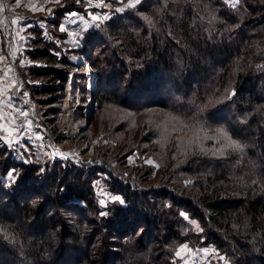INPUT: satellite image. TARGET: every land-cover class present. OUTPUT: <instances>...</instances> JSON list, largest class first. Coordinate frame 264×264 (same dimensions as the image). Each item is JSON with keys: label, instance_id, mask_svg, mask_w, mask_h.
Listing matches in <instances>:
<instances>
[{"label": "trees", "instance_id": "trees-1", "mask_svg": "<svg viewBox=\"0 0 264 264\" xmlns=\"http://www.w3.org/2000/svg\"><path fill=\"white\" fill-rule=\"evenodd\" d=\"M227 1L143 0L88 35L71 56L34 28V50L26 55L45 65L17 69L24 92L38 106L53 105V117L62 113L54 105L66 98L70 76L79 79L70 60L77 53L98 76L101 102L156 120L175 118L177 128L162 138L164 151L204 131L182 147V161L159 162L157 186L105 160L117 174L112 191L126 202L106 216L95 200L97 168L60 159L26 165L0 149V224L13 237L0 234V264H174L186 243L213 245L231 264H264V0H239L237 7ZM65 12L47 23L51 32ZM37 78L41 84H31ZM47 123L60 146L57 124ZM155 123L152 144L159 140ZM218 127L245 145L243 152L216 153L220 143L203 137ZM11 169H20V177L6 186Z\"/></svg>", "mask_w": 264, "mask_h": 264}, {"label": "rangeland", "instance_id": "rangeland-1", "mask_svg": "<svg viewBox=\"0 0 264 264\" xmlns=\"http://www.w3.org/2000/svg\"><path fill=\"white\" fill-rule=\"evenodd\" d=\"M0 2L10 6L0 12V29L4 47L0 58L5 59L0 63V71L1 66L7 64L16 78V82L9 87V101L0 103V149L7 152L10 159L26 165L44 167L55 159H60L63 162H73L78 167H82L81 163H83L84 166L91 165L97 168L93 181L95 200L100 211H105L107 214L109 208L120 203L107 201V206L103 207L100 201L106 197L101 195L102 190L106 194L122 196L112 191V182L117 174L104 163L105 160L114 162L122 169L127 168L128 171L124 172V175L127 177L133 175L132 180L135 178L134 180L143 185L157 186L161 179L159 162L164 165L168 162L176 164L183 160L182 147L188 148L193 145L190 140L195 136L191 135V139L179 137V146L175 149L163 150V139L172 133L171 129L177 128L175 118L158 114L156 120L148 116L146 112L137 114L113 104L101 102L98 95L100 90L98 76L87 58L77 53L70 60L79 66L77 68L79 79L75 82L74 77L70 76L65 88L66 98L54 105L62 113L53 117L49 112L50 106L53 105L38 106L31 100L28 92H24L23 81L17 69L19 66L41 67L45 65L44 62L31 60L26 55L27 51L34 50L35 27L42 29L43 37L48 42L55 44L64 54L71 56L72 52H75L74 49L80 50L84 47V41L88 35L91 36L92 33L100 31L108 21L116 20L127 11L137 8L143 0H79V2L77 0H59V2L56 0H20L19 7L14 6L15 0H0ZM227 4L237 7L239 0L238 2L228 0ZM32 6L39 8L40 11H35ZM60 10L68 11L65 12L61 21L62 24L65 19V31L61 32L58 27H54L52 30L55 32H51V28L46 27L39 19L55 16ZM73 13L76 15H72ZM66 14H69L67 18ZM93 15L99 19L93 20L91 18ZM17 16H23L26 20L13 24L12 21ZM21 24H28L30 27L21 28ZM30 82L39 86L41 79H30ZM103 86L110 88L107 84ZM43 97L37 98L43 99ZM21 110L26 112L27 116L21 115ZM91 112H94L93 117H95L92 124L87 125ZM51 120L57 124L54 130L57 131L55 137L59 139L60 146L52 141L51 131L44 126L45 122H48V125L55 127L56 125L50 123ZM153 121L156 122L153 124L154 127L158 128V136H156L159 143L152 144L149 139L151 132L148 133V131ZM143 126L147 127L146 131L142 130ZM135 142L139 143L138 148L134 145ZM154 145L155 150H153ZM57 147L65 152L64 157L56 156ZM143 149L146 150L145 153H142ZM169 154L170 157L167 158ZM29 160L30 163L27 162ZM149 160L152 162L147 163L146 161ZM15 170L20 174V169ZM165 174L166 172L163 175ZM3 181L6 186H9L7 176ZM120 205L125 206V200L124 204ZM183 213L188 217L187 213ZM187 220H190L189 217ZM194 222L191 220L196 232L201 234L202 228L197 221ZM184 245H187V249L181 252L180 257L176 256L174 264H231L225 256H223L224 260L219 258L222 255L213 245H206L202 248H194L188 243ZM203 249H208V251L204 252Z\"/></svg>", "mask_w": 264, "mask_h": 264}, {"label": "snow or ice", "instance_id": "snow-or-ice-1", "mask_svg": "<svg viewBox=\"0 0 264 264\" xmlns=\"http://www.w3.org/2000/svg\"><path fill=\"white\" fill-rule=\"evenodd\" d=\"M56 2H59V0H56ZM77 2H79V0H77ZM238 2V0H237ZM15 7H19L20 6V0H15ZM10 6L6 3H3V2H0V12L4 11L6 8H9ZM34 8L35 11H40L39 8H35L34 6H32ZM233 7H235V5H233ZM72 15H76L75 13H73ZM93 20H97L99 19V17L93 15L91 17ZM26 20L25 17L23 16H17L16 19H14L12 21L13 24H17L19 23L20 21H24ZM26 27H30V25L28 24H21V28H26ZM59 30L61 32H64L65 31V27L63 25H60L59 26ZM23 38V37H22ZM77 44H79V41H77ZM57 55H59V53H56ZM23 63V62H21ZM89 71H91L90 68H88ZM235 93L233 92L232 95H234ZM21 115L23 116H27V113L24 112L23 110H21L20 112ZM201 131H204V129H199L197 130L196 132V136L194 137V139L196 141H199V139L201 138L200 137V132ZM210 131L213 133V135L209 136V135H205L203 137V139H213V140H216L218 143H220V146L216 148V153H218L219 155H223L225 153V151L231 149L233 151H239V152H243L244 150V147L245 145L241 144L238 140H235L232 138L231 134L228 132V130L224 127H218V128H214V129H210ZM157 143H159V141H157ZM201 151H203V148H201ZM27 162H31L30 160L27 161ZM147 163H151L152 161L149 160V161H146ZM43 171V170H41ZM7 180L9 181V185L11 186V184H15L17 182V180L19 179L20 177V174L15 170V169H12L11 171H8L7 174ZM256 181H253V183H255ZM190 183V181H189ZM101 195H104L106 197V199L104 200H101L100 203L103 207H106L107 206V201H112V202H119L120 204H124V199L120 196H113V195H110V194H106L103 192H101ZM101 216H106L107 215V212L105 211H102L100 213ZM182 216L185 217V219H188V217L184 214V213H181ZM193 223H195L193 221ZM0 234L3 235V237L5 239H9L11 240L13 237L9 234V230L8 228L3 225V224H0ZM187 249V245H182L180 247L179 250L176 251L175 255L177 257H180L181 256V252L185 251ZM202 251L204 252H207L208 249H203ZM221 260H224L225 257L223 256H220L219 257Z\"/></svg>", "mask_w": 264, "mask_h": 264}, {"label": "crops", "instance_id": "crops-1", "mask_svg": "<svg viewBox=\"0 0 264 264\" xmlns=\"http://www.w3.org/2000/svg\"><path fill=\"white\" fill-rule=\"evenodd\" d=\"M69 16V14H66V18ZM71 18H73L70 15ZM54 18V15L52 17L48 18H42L39 19L41 22H44V24L47 27V23H50V21ZM65 19L61 25L64 26L65 24ZM77 23V22H76ZM4 47L2 43V31L0 29V53H3ZM4 58H0V63L4 62ZM12 70L7 64H4L1 66V71H0V103H4L5 101H9V87H11L14 82H16L15 75L11 72ZM1 126V125H0ZM1 128V127H0Z\"/></svg>", "mask_w": 264, "mask_h": 264}, {"label": "water", "instance_id": "water-1", "mask_svg": "<svg viewBox=\"0 0 264 264\" xmlns=\"http://www.w3.org/2000/svg\"><path fill=\"white\" fill-rule=\"evenodd\" d=\"M93 113H94V112H91V114L89 115L87 125L90 124L91 119L93 118V115H94ZM64 155H65V152L62 151V150H60V149L57 147V149H56V156H57V157H64Z\"/></svg>", "mask_w": 264, "mask_h": 264}, {"label": "bare ground", "instance_id": "bare-ground-1", "mask_svg": "<svg viewBox=\"0 0 264 264\" xmlns=\"http://www.w3.org/2000/svg\"><path fill=\"white\" fill-rule=\"evenodd\" d=\"M58 158H62V157H58Z\"/></svg>", "mask_w": 264, "mask_h": 264}]
</instances>
